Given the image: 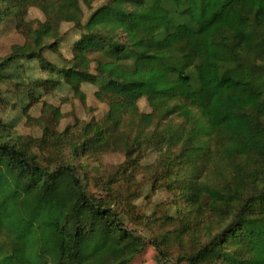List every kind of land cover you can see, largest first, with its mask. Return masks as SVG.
<instances>
[{"label":"trees","instance_id":"16d2710c","mask_svg":"<svg viewBox=\"0 0 264 264\" xmlns=\"http://www.w3.org/2000/svg\"><path fill=\"white\" fill-rule=\"evenodd\" d=\"M0 1V21L16 20L26 37L0 70L18 71L25 58L49 75L0 76L28 88L24 109L42 84L82 99V85L97 84L108 105L101 120L60 130L62 110L45 102L29 116L41 138L5 139L2 123L0 264H132L146 248L114 206V180L106 196L92 193L60 156L65 146L72 158L123 152L122 176L158 153L146 167L174 195L161 218L173 228L150 238L160 264L174 245V264H264V0H109L97 9V0ZM31 7L45 20H27ZM65 23L77 38L61 66L48 53L58 54ZM143 98L150 112L140 110Z\"/></svg>","mask_w":264,"mask_h":264},{"label":"rangeland","instance_id":"374dc122","mask_svg":"<svg viewBox=\"0 0 264 264\" xmlns=\"http://www.w3.org/2000/svg\"><path fill=\"white\" fill-rule=\"evenodd\" d=\"M108 1L97 0L94 2L93 8L97 9ZM1 7L2 2L0 1ZM84 8L86 18H88L93 11L86 6ZM26 18L37 22L45 20V15L39 8L31 7L27 11ZM16 23V20L9 18L0 21V64L11 57L16 58L17 48L26 43V37L18 31ZM62 31L64 42L58 54L48 53V55L53 61L65 66L66 63L63 59L71 57V45L77 35L70 23L63 24ZM17 62L22 65L20 70L16 71L14 68L9 67L6 70H0V76L7 75L9 77L10 74H15L19 78H24L26 82L37 80L45 82L49 77L48 73L41 69L39 62L36 60L27 61L25 58H21ZM92 67L95 71L96 64L94 63ZM10 79L0 83V126L6 124L8 127L5 139L41 138L43 130L36 123L29 121V116L39 117L42 114L45 102L58 106L62 110L64 116L60 122V130L74 124L76 120H101L108 111V105L99 101L95 96L98 85L92 83L82 85V91L85 92L86 99H82L72 87L65 85L47 94L45 93L46 87L42 84L40 85L42 88L38 97L28 99L25 106L27 104L30 106L27 105L28 108L24 109L25 107H23L24 105L20 99L23 93L28 91V88L18 87L15 81L19 79H15L13 82ZM139 107L142 112L152 110L146 98L139 101ZM2 133L3 129H0V134ZM36 152L41 153L38 148ZM49 154L51 152L47 151L44 156L46 157ZM60 156L65 161L75 163L79 174L86 180L90 191L98 196H106L108 184L114 180L113 186L117 194L114 206L122 210L127 218V225L136 228L148 241L144 251L135 258L132 264H160L157 259L158 252L150 243V238L154 235V230L157 227L161 232L173 228L171 224L162 225L161 218L166 212L170 211L174 195L164 184L156 181V175L146 167L157 160L158 153L156 151L146 153L138 160L142 167L139 165L134 172L130 168L124 176H122V171L127 165V158L121 151H110L99 156L85 154L72 158L70 148L65 146L61 148ZM44 162H47L45 158ZM179 202H181V199H179ZM172 254L173 258L179 255L177 245L173 246ZM173 258L164 261L162 264H174Z\"/></svg>","mask_w":264,"mask_h":264}]
</instances>
